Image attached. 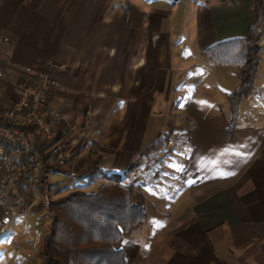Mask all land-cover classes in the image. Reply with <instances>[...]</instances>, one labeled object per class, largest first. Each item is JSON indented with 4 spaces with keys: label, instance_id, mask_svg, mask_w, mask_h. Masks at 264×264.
Instances as JSON below:
<instances>
[{
    "label": "crops",
    "instance_id": "obj_1",
    "mask_svg": "<svg viewBox=\"0 0 264 264\" xmlns=\"http://www.w3.org/2000/svg\"><path fill=\"white\" fill-rule=\"evenodd\" d=\"M258 20L252 0H0V70L15 76L0 77V101L14 102L18 67L58 65L60 88L45 113L76 127L69 166L97 153L101 165L108 161L109 182L139 161L128 179L147 206L152 234L124 239L129 264H218L216 257L264 264V117L241 118L227 136V96L240 72L205 56L215 44L248 38ZM263 32L256 89L245 100L262 115L254 100L259 76L264 100ZM185 131L195 139L198 167L181 171L176 184L193 181V205L172 219L154 212L146 178L158 174L156 163L186 154ZM162 132L164 146L150 150ZM1 215L0 208V232L10 221Z\"/></svg>",
    "mask_w": 264,
    "mask_h": 264
},
{
    "label": "trees",
    "instance_id": "obj_2",
    "mask_svg": "<svg viewBox=\"0 0 264 264\" xmlns=\"http://www.w3.org/2000/svg\"><path fill=\"white\" fill-rule=\"evenodd\" d=\"M252 1L259 16L256 28L262 24L264 18V0ZM250 36L223 41L205 51V56L210 61L222 66L237 67L240 72L239 86L227 96L231 117L228 137L240 122L244 101L256 89L259 45L256 43L250 47ZM17 126L32 142L31 147L16 149L1 139L0 144L5 145L10 155L17 151L21 158L28 155L41 158V194H47L51 190L49 169H58L65 174L89 176L102 163V155L93 153L79 165L62 166L51 151L52 143L44 140L33 125ZM55 139H62L66 145L70 144L68 126L61 119L57 123ZM164 144L165 138L160 134L150 150H161ZM137 167V164H132L123 173L109 175V182L102 184L95 192L77 189L58 199L35 204L33 211L46 209L53 217L43 244L37 251L40 258L38 264H129L122 243L127 235L144 225L148 218L147 206L140 199L135 184L126 182ZM215 260L218 264H232L219 257Z\"/></svg>",
    "mask_w": 264,
    "mask_h": 264
},
{
    "label": "rangeland",
    "instance_id": "obj_3",
    "mask_svg": "<svg viewBox=\"0 0 264 264\" xmlns=\"http://www.w3.org/2000/svg\"><path fill=\"white\" fill-rule=\"evenodd\" d=\"M264 21V18H263ZM257 26L254 29L253 34L250 36V47H253L256 43L258 44V36L262 30L264 23ZM259 44L261 49L264 48V32L260 36ZM261 53V51H260ZM264 66V57L261 55V68ZM239 73V72H238ZM240 79V75L238 74ZM261 77L259 76L258 88L256 93L255 102L258 101L257 105L264 106V100L258 98L260 90ZM258 98V99H257ZM251 103L245 101L242 106V121L248 122L246 120H258L259 117H264L262 114H254L251 112ZM160 116V115H159ZM191 131H185V140L189 141V148L186 154L182 156L179 160L170 161L166 158L161 162L155 164L154 168L158 169V174L154 178L149 176L147 180H151L152 188L150 185V191L148 192L150 199L155 206L154 212L159 214H168L173 218H178L179 213H186L189 208L193 205V197H190L187 191L192 185L193 181H187L182 184H176L177 180L183 181V179L176 178L181 176V171L184 175L189 173V171L196 169L198 163L194 162L196 151L194 144V137L190 134ZM163 136L165 138V133ZM181 133H183L181 131ZM78 146L77 149H79ZM82 149V147L80 148ZM186 150V148H185ZM150 158V157H148ZM71 158L68 156V164L71 163ZM139 161H134L132 164H136ZM108 170V161L100 165V168L89 176H79L76 174H65L58 169H49L48 175L50 177L51 190L47 194H41L38 188V200L44 201L46 203L48 200L58 199L73 190H85L88 192L97 191L100 186L104 183H108L106 179L103 178V174ZM120 171L119 173H123ZM178 173V174H177ZM200 179V178H199ZM206 179V178H205ZM205 179H200L201 181ZM129 183V179L127 181ZM194 186V185H193ZM192 188V187H191ZM186 190V191H185ZM174 205V207H173ZM176 216V217H175ZM53 217L52 214L46 209L31 211L20 217L11 218L10 221L1 227L2 232H0V264H38L40 263V258L37 254L38 249L42 246L45 234L49 231ZM152 221V219H150ZM152 227L148 225H142L134 229L131 234L127 235L125 239H133V241H140L143 236H151ZM16 243L20 246L17 247ZM7 245L5 248L4 245Z\"/></svg>",
    "mask_w": 264,
    "mask_h": 264
},
{
    "label": "built area",
    "instance_id": "obj_4",
    "mask_svg": "<svg viewBox=\"0 0 264 264\" xmlns=\"http://www.w3.org/2000/svg\"><path fill=\"white\" fill-rule=\"evenodd\" d=\"M9 42L8 37L2 38ZM10 53V51H7ZM22 77L16 81L17 95L10 105L0 101V139L13 148L31 147L32 142L17 126L33 125L36 132L48 143H52L51 151L60 165L68 164L70 144L62 139H55L58 117L45 113L50 95L60 88V82L53 77L58 65L47 69L34 66L18 67ZM0 77L12 81L14 72L0 70ZM76 127L68 129L75 130ZM42 160L39 156L20 157L16 151L8 154L5 145L0 144V208L1 219L20 217L32 211L38 200L39 179ZM16 246H19L17 243Z\"/></svg>",
    "mask_w": 264,
    "mask_h": 264
}]
</instances>
